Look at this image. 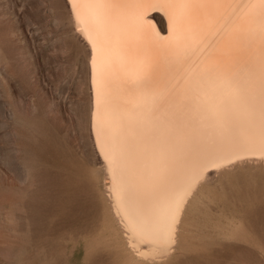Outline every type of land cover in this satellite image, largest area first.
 I'll return each instance as SVG.
<instances>
[{
    "label": "bare ground",
    "instance_id": "1",
    "mask_svg": "<svg viewBox=\"0 0 264 264\" xmlns=\"http://www.w3.org/2000/svg\"><path fill=\"white\" fill-rule=\"evenodd\" d=\"M66 1L112 214L140 259L170 257L202 181L264 162V0Z\"/></svg>",
    "mask_w": 264,
    "mask_h": 264
},
{
    "label": "rangeland",
    "instance_id": "2",
    "mask_svg": "<svg viewBox=\"0 0 264 264\" xmlns=\"http://www.w3.org/2000/svg\"><path fill=\"white\" fill-rule=\"evenodd\" d=\"M77 31L66 0H0V264H264L263 161L202 181L170 257L130 250L92 137Z\"/></svg>",
    "mask_w": 264,
    "mask_h": 264
}]
</instances>
